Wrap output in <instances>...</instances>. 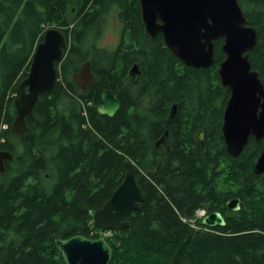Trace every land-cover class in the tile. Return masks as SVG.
<instances>
[{
	"label": "trees",
	"instance_id": "16d2710c",
	"mask_svg": "<svg viewBox=\"0 0 264 264\" xmlns=\"http://www.w3.org/2000/svg\"><path fill=\"white\" fill-rule=\"evenodd\" d=\"M239 2L258 30L249 56L264 82V0ZM114 7L124 26L121 44L87 47ZM50 26L69 36L59 81L40 96L26 132L16 134L14 95ZM222 42L215 40V63L196 68L174 55L161 33L146 31L140 0H0V122L8 123L6 136L17 137L15 168L0 174V264H65L55 234L101 236L93 213L124 179L128 159L145 198L126 214L129 225L106 237L109 264H264V176L254 172L262 145L251 138L237 157L226 149L221 127L231 91L218 72ZM87 60L96 78L82 90L72 75ZM135 62L136 85L128 74ZM106 89L121 102L112 117L97 110ZM165 129L173 144L161 155L157 140ZM213 176L243 204L225 226L196 229L183 218L210 200ZM226 195L214 207L223 210Z\"/></svg>",
	"mask_w": 264,
	"mask_h": 264
},
{
	"label": "water",
	"instance_id": "95a60500",
	"mask_svg": "<svg viewBox=\"0 0 264 264\" xmlns=\"http://www.w3.org/2000/svg\"><path fill=\"white\" fill-rule=\"evenodd\" d=\"M142 19L151 36L161 33L170 51L185 65L196 68L210 67L215 63V40L223 38L222 50L226 57L220 62L221 83L231 94L223 112L222 132L230 155L237 157L249 137L263 139V148L255 161L254 172L264 173V82L260 71L252 68L249 53L259 41L257 27L249 18L239 0H140ZM69 48V36L59 27L50 26L44 32L32 55L28 75L20 82L15 96L16 117L12 131L24 134L28 129L27 117L33 114L40 96L51 93L59 81V63ZM139 72L137 65L130 71ZM140 75V74H139ZM90 60L85 61L73 79L82 90L95 81ZM121 106L120 99L111 89L101 93L97 110L101 115L112 117ZM177 111L174 104L170 118ZM199 140L205 143L204 133ZM162 139L157 141L159 144ZM12 157L9 151L0 152L2 159ZM125 176L108 201L95 210L94 224L103 230H120L129 225L122 220L124 214L140 208L145 195L138 183L136 164L125 162ZM233 210L241 208V199L228 201ZM209 227L225 226L226 219L220 211L207 213L201 220ZM55 243L65 264H109L112 247L104 237L76 234L68 238L54 235Z\"/></svg>",
	"mask_w": 264,
	"mask_h": 264
},
{
	"label": "flooded vegetation",
	"instance_id": "af4514ba",
	"mask_svg": "<svg viewBox=\"0 0 264 264\" xmlns=\"http://www.w3.org/2000/svg\"><path fill=\"white\" fill-rule=\"evenodd\" d=\"M114 10H115V13H116V16H117V18H118V20H119V22H121V20H120V17H119V9L117 8V7H114ZM122 23V22H121ZM116 48V47H115ZM114 48V49H115ZM113 50V49H112ZM84 63V62H83ZM82 63V64H83ZM134 65H137L138 66V68H139V63L138 62H135L132 66H131V68H130V71H131V69H132V67L134 66ZM91 67V66H90ZM80 69V68H79ZM79 69H78V71H79ZM130 71H129V79H130V81L133 83V84H138V81H139V77H140V73H141V70H139V72L140 73H136V74H134V75H132L131 73H130ZM75 72H77V71H75ZM74 74V73H73ZM73 76V75H72ZM74 80V79H73ZM75 81V80H74ZM75 83H76V81H75ZM77 84V83H76ZM78 85V84H77ZM79 86V85H78ZM90 85H88V87H89ZM88 87H87V89H88ZM82 89V88H81ZM86 89V90H87ZM13 95V94H12ZM14 96H16V95H14ZM14 100H15V97H14ZM14 105H15V103H14ZM16 108V107H15ZM225 108V107H224ZM174 118V117H173ZM7 125V126H4V125ZM185 124V123H184ZM222 124H223V121H222ZM8 129V123L7 122H0V152L3 150V151H9L11 154H12V157H4L3 159H2V162H3V167H4V170H0V174L1 173H4L5 171H6V168H7V166H9V167H12V168H15V162H16V154L14 153L15 152V149H16V141H17V137L15 136V135H10V136H6L5 135V131ZM183 131H184V129H183ZM200 132H203L204 133V140H205V143H201L200 142V140H199V135H200ZM221 132H222V127H221ZM182 135H183V133H182ZM222 135H223V132H222ZM223 138H224V135H223ZM251 138H254L255 140H257V141H259L260 142V144L262 145V148H263V139H257V138H255L254 136H250L249 137V140L251 139ZM160 139H162V141L159 143V144H157V147H160L162 150H161V152H160V154L162 155V153L163 152H166V151H168L170 148H171V146H172V144H173V136H172V132L169 130V129H165V131H163L162 132V134L160 135V137L158 138V140H160ZM197 139H198V141L200 142L199 144H201L202 146H205L206 145V132L204 131V130H199L198 132H197ZM157 140V141H158ZM183 140H185L184 138H183ZM249 140H248V142H249ZM7 142H8V144H7ZM247 142V143H248ZM224 143H225V139H224ZM2 144H4V146H2ZM8 145V146H7ZM195 145V144H194ZM247 145V144H246ZM245 145V146H246ZM225 146H226V149H227V145H226V143H225ZM245 146H244V148H245ZM195 148H197V146L195 145ZM188 149V148H187ZM190 149V148H189ZM188 149V150H189ZM228 151V150H227ZM261 151H262V149H261ZM229 153V152H228ZM261 153V152H260ZM160 155V156H161ZM260 155V154H259ZM258 155V156H259ZM258 156H257V158H258ZM256 158V159H257ZM256 161V160H255ZM255 164V163H254ZM154 170H155V173H157V170H156V168L154 167ZM212 170H210V172H211ZM224 171V168H222V166L220 165V163H218L217 164V167H216V169H215V172H217V173H219V174H221L222 172ZM257 175H259V176H264V173H261V174H257ZM221 177L220 176H213V178L211 177L210 179H211V183H212V187H213V195H210V194H206L205 195V197H206V199H210V200H208L207 202H205L204 203V206L203 207H200L199 209H197L196 210V213H195V215L196 214H198V213H201V212H204L205 214H207V213H210V212H214V211H220L222 214H223V216L225 217V219H227V217H229L230 216V213H236L237 211H239V210H241V208L239 209V210H233V209H231V208H229L228 207V201L229 200H231V199H233V198H240V197H238L237 195H226L227 194V192H225V190H224V188L222 187L223 186V184L221 183V182H219V179H220ZM201 188H203L202 186H201ZM229 194V193H228ZM225 195L226 196H228L227 197V199H226V202H225V204L224 205H221V207L223 208V210H219L218 208H216V207H214L215 205H217L214 201L216 200L217 202L218 201H220V200H222V199H224L225 198ZM241 199V198H240ZM143 202V201H142ZM242 204H243V202H242V199H241V207H242ZM129 213V212H128ZM127 214V213H126ZM126 214H124L123 215V217H122V220H124V221H127L126 219H125V216H126ZM188 221V220H187ZM189 224H190V226L191 227H194V228H196V229H211V228H215V227H221V226H215V227H209V226H205V225H203L202 224V222L201 223H198V220H196L194 223H190V222H188ZM121 230V229H120ZM119 231V230H118Z\"/></svg>",
	"mask_w": 264,
	"mask_h": 264
},
{
	"label": "rangeland",
	"instance_id": "374dc122",
	"mask_svg": "<svg viewBox=\"0 0 264 264\" xmlns=\"http://www.w3.org/2000/svg\"><path fill=\"white\" fill-rule=\"evenodd\" d=\"M106 20L107 24L105 26V29L101 33V36L99 38H94L93 35H90L87 40V47H89L93 43L98 47L112 50L116 46L121 44L124 38V26L121 22H119L114 8H112L106 15Z\"/></svg>",
	"mask_w": 264,
	"mask_h": 264
},
{
	"label": "built area",
	"instance_id": "2783aa9c",
	"mask_svg": "<svg viewBox=\"0 0 264 264\" xmlns=\"http://www.w3.org/2000/svg\"><path fill=\"white\" fill-rule=\"evenodd\" d=\"M6 126V125H5ZM204 214V212L198 213L196 217L189 219L190 223H194L196 218L201 217ZM185 220V219H184ZM112 233L111 230L103 232L104 235H110Z\"/></svg>",
	"mask_w": 264,
	"mask_h": 264
},
{
	"label": "clouds",
	"instance_id": "9594fccd",
	"mask_svg": "<svg viewBox=\"0 0 264 264\" xmlns=\"http://www.w3.org/2000/svg\"><path fill=\"white\" fill-rule=\"evenodd\" d=\"M196 216H197V214L195 215V217H196ZM192 218H194V217H192ZM192 218H189V219H192ZM198 218H199V217H198ZM198 218H196V220H198ZM184 219H185V220H184ZM189 219L183 218L184 221H187V220H188V222H190ZM199 219H200V218H199ZM196 220H195V221H196Z\"/></svg>",
	"mask_w": 264,
	"mask_h": 264
},
{
	"label": "bare ground",
	"instance_id": "6f19581e",
	"mask_svg": "<svg viewBox=\"0 0 264 264\" xmlns=\"http://www.w3.org/2000/svg\"><path fill=\"white\" fill-rule=\"evenodd\" d=\"M105 14H107L106 12H105ZM15 170V169H14Z\"/></svg>",
	"mask_w": 264,
	"mask_h": 264
}]
</instances>
